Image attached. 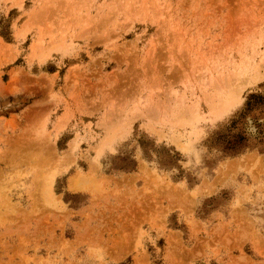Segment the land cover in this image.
Masks as SVG:
<instances>
[{
    "label": "rangeland",
    "instance_id": "obj_1",
    "mask_svg": "<svg viewBox=\"0 0 264 264\" xmlns=\"http://www.w3.org/2000/svg\"><path fill=\"white\" fill-rule=\"evenodd\" d=\"M0 264H264V0H0Z\"/></svg>",
    "mask_w": 264,
    "mask_h": 264
},
{
    "label": "bare ground",
    "instance_id": "obj_2",
    "mask_svg": "<svg viewBox=\"0 0 264 264\" xmlns=\"http://www.w3.org/2000/svg\"><path fill=\"white\" fill-rule=\"evenodd\" d=\"M211 74V73H210ZM218 78V77H217ZM234 90V89H233ZM42 161V160H41ZM45 161V160H44ZM43 161V162H44ZM36 180V179H35ZM81 187V186H80ZM73 188H77L76 186H75V183H74V185H73ZM78 190V189H77Z\"/></svg>",
    "mask_w": 264,
    "mask_h": 264
}]
</instances>
